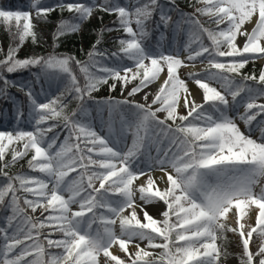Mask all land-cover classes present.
I'll use <instances>...</instances> for the list:
<instances>
[{
  "label": "snow or ice",
  "instance_id": "snow-or-ice-1",
  "mask_svg": "<svg viewBox=\"0 0 264 264\" xmlns=\"http://www.w3.org/2000/svg\"><path fill=\"white\" fill-rule=\"evenodd\" d=\"M188 6L192 12L177 0L54 6L31 0L37 19L57 9L73 14L59 22L56 41L78 32L96 10L115 15L116 27L100 30L87 59L56 52L58 43L50 53L20 58L26 40L38 43L31 13L0 8L13 41L0 59V98L11 102L16 120L14 129L0 130V207L8 213L0 224V264H226L230 240L240 249L239 264H264V69L258 76L241 71L264 60V0H190ZM150 23L184 32L187 40L166 53L146 43ZM105 31L124 34L115 38L117 50L99 47ZM197 60L207 66L188 79L202 90L203 103L179 75ZM21 70L33 79L9 78ZM162 73L158 90L136 101ZM41 80L63 87L36 93ZM117 85L122 99L93 97L102 86L115 92ZM11 88L23 93L24 104ZM87 101L101 116L99 130ZM24 122L32 130L22 129ZM26 158V171H10ZM157 202L165 205L159 220L146 210ZM114 246L124 259L110 251Z\"/></svg>",
  "mask_w": 264,
  "mask_h": 264
},
{
  "label": "trees",
  "instance_id": "trees-1",
  "mask_svg": "<svg viewBox=\"0 0 264 264\" xmlns=\"http://www.w3.org/2000/svg\"><path fill=\"white\" fill-rule=\"evenodd\" d=\"M43 3L49 6H54L59 0H42ZM65 2H74V0H65ZM82 3H92L93 0H79ZM97 2V0H96ZM122 5L125 3H129L130 0H118ZM162 4H165L167 0H160ZM190 0H177L180 8L185 12H192V8L189 5ZM98 3V2H97ZM0 8H4L12 11H30V0H0ZM94 14L96 17L93 19ZM73 14L67 11L61 13L58 9L56 11L48 14L47 19H43L44 28L38 27L35 25V31L37 33L38 43L33 44L31 39L26 40L24 46L18 52V56L20 58H24L26 55H30L33 52L38 54H47L53 51V45L55 43L59 44V47L55 49L56 52L65 53V54H73L76 55L80 59H87L86 53L91 49L92 44L97 39V34L100 32L102 28H114L116 25L113 23L116 20L115 15H109L108 13L100 12L98 10L93 12V15L81 24L80 30L75 33H68L62 37H60L59 41L54 39V34L56 32L57 26L61 19L71 20ZM102 18V19H101ZM158 19V16L155 17ZM201 20L205 23V26L215 27V25H208L207 20L204 17H201ZM155 25L149 24L148 31L150 35L147 37V43L152 44L153 47L159 46V36L161 34L166 35V43L170 44L173 41L179 43L181 47L184 42L187 40V35L184 32L181 33H173L170 29L165 30L161 27L159 30H154ZM13 31L15 29L13 28ZM0 32L2 33L3 39L6 42V50L10 44H13V41L6 29V27L0 23ZM122 32H108L105 31L103 33L104 40L102 44L99 46L102 50L107 49L109 52L115 51L118 48V44L114 43L115 38L117 36H123ZM149 39L151 42L149 43ZM208 43L207 41H205ZM160 47V46H159ZM83 49V51H81ZM7 55V52L4 53L3 50L0 49V59L4 58ZM257 60V59H256ZM250 62L242 69V73L244 74H252L253 72L258 76L261 69H264V63L259 65L257 61ZM33 72L36 70L33 69ZM10 79L13 80H32V74L28 70H21L16 74H11ZM111 83V81H110ZM62 85H60L57 81L45 82L41 80L38 83L33 85L34 91L36 93L41 92V88H43L44 92H53L58 94L57 89H62ZM101 93H107V86H102L99 90ZM10 92L16 98L17 102L20 104L25 103V97L23 93L17 91L16 88H11ZM40 99H43V96H40ZM77 106V101L72 100L69 104V109H75ZM27 109L25 108V112ZM26 119V117H25ZM16 127V120L14 117V109L11 102L0 98V130H12ZM20 127L24 130H32L31 126L26 122L21 123ZM51 135V134H49ZM16 146V145H13ZM11 147V146H10ZM22 147V145H20ZM31 155V153H30ZM30 158V156H29ZM8 159H10V153L8 155ZM27 170V158L25 160H21L14 168L10 169L12 173L26 171ZM8 214L4 211L3 207H0V224L3 223L5 215ZM37 215V214H36Z\"/></svg>",
  "mask_w": 264,
  "mask_h": 264
},
{
  "label": "rangeland",
  "instance_id": "rangeland-1",
  "mask_svg": "<svg viewBox=\"0 0 264 264\" xmlns=\"http://www.w3.org/2000/svg\"><path fill=\"white\" fill-rule=\"evenodd\" d=\"M97 2L100 3V2H102V0H97ZM129 3H130V2H129ZM30 5H31V0H30ZM29 12L31 13L33 23H34L35 25H37L38 27H43V28H44V22H43V19H42V18H41V19H37V18H36L35 10H33V9L30 8V11H29ZM95 17H96V14H94L93 19H94ZM133 27L135 28V25H133ZM158 40H159V43L162 42V43L159 45L160 48H162L163 50H165L166 53H167V51H169V50H175L176 48L180 47V46H179V43H177V42H175V41H173V42L170 43V44L166 43V42H165V41H166V35H165V34H161V35L159 36ZM150 42H151V40L149 39V43H150ZM236 42H237V44L240 45V46H242L243 43H244L243 39L240 38V37L237 38V41H236ZM146 43H147V40H146ZM151 45H152V44H151ZM0 49L3 50L4 53L7 52V50H6V42H5V39H3V36H2V33H1V32H0ZM184 55H186V54H183V53H182V55H181V59H184V57H185ZM256 61H257V63H258L259 65H261V64L264 63V60H261V59H257ZM185 63L188 64L189 62H188V61H185ZM195 63H198V64H199V63H202L204 69H205L206 66H207V61H203V62H201L200 60H197ZM183 68H184V67H181V68L179 69V75H180V77H181L182 79H185L186 82H187L188 80H190V79H188V74H189L190 72H188V71H187V72H185V71L182 72L181 70H182ZM202 72H203V70H202V71H195V72H193V73H202ZM162 74H163V73H162ZM162 74H161V75H162ZM164 74H166V73H164ZM29 81H30V80H29ZM213 86H215V87H219V86L216 85V84H213ZM129 87H131V85H129ZM139 93H140V92H139ZM126 95H127V93L125 92V96H126ZM109 96L113 97L114 99H122L121 94H120V86L117 85V89H116L115 92H109V91H108L107 93H101L100 91H98V92L93 93V97H94L96 100H103V99H106V98L109 97ZM197 97H199V98H200V102L203 103V93H202V90H200V95H198ZM229 99H230V97H229ZM135 100H136V101H139L137 95L135 96ZM196 102H197V101H196ZM261 102H264V101H261ZM86 107H88V109H89V111H90V114H91V116H92V118H93V123L95 124L97 130H99L100 127H101V116L97 114V111H98V110H97L96 105H95L92 101H87V103H86ZM178 110H179V112H180L181 114H186V111H185L184 108H183V109H178ZM102 117H103V120L106 122L107 119H108V113H107V110H104V111H103V113H102ZM237 123H238V126L240 127L241 131H245V132H246V128H245V125L243 124V122L238 121ZM119 131H120V125H119V122H118V120H117V122H116V123L114 124V126H113V132H114V136H115V138H119V135H120ZM103 134H105V135L108 134V128H107V124H106V123H105V125H104V133H103ZM258 135H259V132L257 131V132L254 133L253 138H256V136H258ZM127 143H128V144L131 143V137H128V139H127ZM152 175H153V177L155 178V177H157V176L160 175V174H159L158 172H155V173H152ZM144 179H145L144 177H141L140 180H143V181H144ZM157 183H158V186H159V187H161V188L164 187V185H163L162 182L157 181ZM98 186H99V185L97 184V187H98ZM138 196H139V194L137 193V200H138ZM74 207H75V206H74ZM164 209H165V205H163L162 202L153 203V204L147 205V207H146V210L148 211V213H149L150 215H152L155 219H158V220H159V219H162L160 213H161ZM137 210H138V213H137L138 217L143 221V213L140 211L139 208H137ZM130 211H131V210H126L125 215H127ZM37 215H39V213H37ZM118 227H119V225H118V223H117V225H116V229H117V231H118ZM254 239H255V236H254ZM141 246L143 247L144 245H141ZM129 247H130V250H131V245H130ZM228 250H229V252H230L232 255L229 256V258H228L226 264H239L238 253L240 252V249L237 248V247L235 246V241H234V240H230L229 245H228ZM253 250H255V249H253ZM110 251H112L113 254L118 255L121 259H124V258H125L124 253H122V252L118 249V246H114L112 249H110ZM152 251L159 252L160 249H156V250H152Z\"/></svg>",
  "mask_w": 264,
  "mask_h": 264
},
{
  "label": "bare ground",
  "instance_id": "bare-ground-1",
  "mask_svg": "<svg viewBox=\"0 0 264 264\" xmlns=\"http://www.w3.org/2000/svg\"><path fill=\"white\" fill-rule=\"evenodd\" d=\"M245 27L247 28H251L252 25L251 24H246ZM185 56V55H184ZM204 68H203V64L202 63H195V66L194 67H184L181 71L182 72H195V71H202ZM166 74H162L161 77H160V80H158L157 82L153 83L152 85H150L147 89H144L143 91H141L140 93H137L136 95L138 96V99L139 101L138 102H143V96H144V92H151V93H155L157 90H158V87L160 85V83L163 81L164 77H165ZM187 85H188V88L192 94V96L195 98V100L197 101V103H201L200 102V98L197 97L198 95H200V89L198 88V86L192 81V80H188L187 82ZM151 100V97H149V102ZM179 109H183V107L181 106ZM120 133V131H119ZM130 137V136H129ZM159 176V175H158ZM157 176V177H158ZM140 182H143V180H140ZM137 213H138V210L136 209Z\"/></svg>",
  "mask_w": 264,
  "mask_h": 264
}]
</instances>
